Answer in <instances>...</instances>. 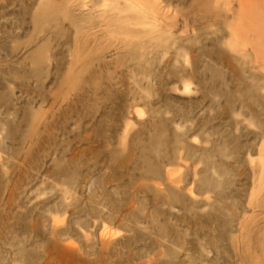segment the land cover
I'll return each mask as SVG.
<instances>
[{
    "label": "rangeland",
    "instance_id": "rangeland-1",
    "mask_svg": "<svg viewBox=\"0 0 264 264\" xmlns=\"http://www.w3.org/2000/svg\"><path fill=\"white\" fill-rule=\"evenodd\" d=\"M0 264H264V0H0Z\"/></svg>",
    "mask_w": 264,
    "mask_h": 264
}]
</instances>
